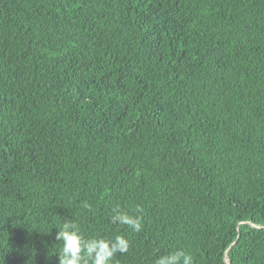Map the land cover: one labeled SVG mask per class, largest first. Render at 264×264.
Returning <instances> with one entry per match:
<instances>
[{"label":"trees","instance_id":"trees-1","mask_svg":"<svg viewBox=\"0 0 264 264\" xmlns=\"http://www.w3.org/2000/svg\"><path fill=\"white\" fill-rule=\"evenodd\" d=\"M67 220L113 264H264V0H0V264Z\"/></svg>","mask_w":264,"mask_h":264},{"label":"clouds","instance_id":"clouds-1","mask_svg":"<svg viewBox=\"0 0 264 264\" xmlns=\"http://www.w3.org/2000/svg\"><path fill=\"white\" fill-rule=\"evenodd\" d=\"M83 207L91 208L87 202H84ZM135 211L141 213L143 210L138 206ZM142 221V215L129 214L120 211L118 207L113 209L111 217L113 224L124 225L135 232H140L143 227ZM55 240L62 244V250L58 254L59 264H113L117 254H125L130 248V241L124 235H116L114 239L86 238L79 231L76 223L70 220L58 228ZM155 264H194V262L191 254L176 250L159 256Z\"/></svg>","mask_w":264,"mask_h":264},{"label":"water","instance_id":"water-1","mask_svg":"<svg viewBox=\"0 0 264 264\" xmlns=\"http://www.w3.org/2000/svg\"><path fill=\"white\" fill-rule=\"evenodd\" d=\"M226 264H229V263H226Z\"/></svg>","mask_w":264,"mask_h":264}]
</instances>
